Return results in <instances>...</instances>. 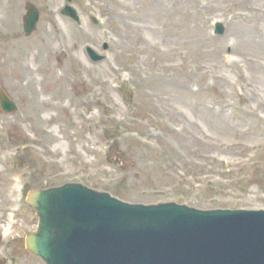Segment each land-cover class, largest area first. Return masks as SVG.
<instances>
[{
  "label": "rangeland",
  "instance_id": "374dc122",
  "mask_svg": "<svg viewBox=\"0 0 264 264\" xmlns=\"http://www.w3.org/2000/svg\"><path fill=\"white\" fill-rule=\"evenodd\" d=\"M0 92L17 106L0 109V222L15 228L0 264H43L24 247L37 224L25 197L66 182L130 203L264 209V0H0Z\"/></svg>",
  "mask_w": 264,
  "mask_h": 264
},
{
  "label": "water",
  "instance_id": "95a60500",
  "mask_svg": "<svg viewBox=\"0 0 264 264\" xmlns=\"http://www.w3.org/2000/svg\"><path fill=\"white\" fill-rule=\"evenodd\" d=\"M25 8L29 34L38 11ZM0 106L15 110L2 93ZM27 201L39 222L25 246L44 264H264V210L130 204L75 183L30 191Z\"/></svg>",
  "mask_w": 264,
  "mask_h": 264
},
{
  "label": "bare ground",
  "instance_id": "6f19581e",
  "mask_svg": "<svg viewBox=\"0 0 264 264\" xmlns=\"http://www.w3.org/2000/svg\"><path fill=\"white\" fill-rule=\"evenodd\" d=\"M258 10V9H257ZM242 13H240V15H241ZM62 31V30H61ZM63 33V32H62ZM21 59V61L19 62V65H18V71H20V75L21 76H24V73H23V71L22 70H25L27 73H29V71H28V69H27V66L23 63V61H22V58H20ZM53 69H54V67H53ZM22 71V72H21ZM225 79H222V81H224ZM238 82H242L243 84H248V82H247V80H244L242 77H240V78H238V80H237Z\"/></svg>",
  "mask_w": 264,
  "mask_h": 264
}]
</instances>
